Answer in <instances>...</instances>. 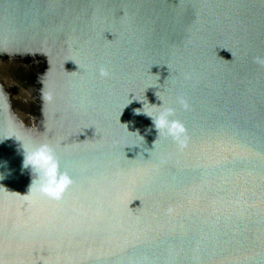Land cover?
<instances>
[{
  "label": "water",
  "instance_id": "95a60500",
  "mask_svg": "<svg viewBox=\"0 0 264 264\" xmlns=\"http://www.w3.org/2000/svg\"><path fill=\"white\" fill-rule=\"evenodd\" d=\"M258 56L264 0H0V264H264ZM161 101L183 148L135 114ZM10 136L54 147L62 199Z\"/></svg>",
  "mask_w": 264,
  "mask_h": 264
},
{
  "label": "clouds",
  "instance_id": "9594fccd",
  "mask_svg": "<svg viewBox=\"0 0 264 264\" xmlns=\"http://www.w3.org/2000/svg\"><path fill=\"white\" fill-rule=\"evenodd\" d=\"M256 63L264 65V57H256ZM99 75L101 77L109 76V72L105 68H100ZM177 103L183 110H187L189 105L182 98H177ZM150 105V104H149ZM154 106L155 111L145 112L140 109L135 110V114H145L152 121V126L157 133V138H171L180 148L186 146L187 134L183 123L175 119V108L165 106L161 101L159 106ZM143 108V107H142ZM141 108V109H142ZM152 129H146L150 132ZM15 139L18 142L17 151L22 154L21 172L27 170L30 176V184L27 194L39 193L52 200H60L67 188L72 184V178L67 172L60 170V162L56 156L54 147L47 142L33 143L31 141L21 142L14 136L6 139ZM5 139V140H6ZM4 141H0L3 143ZM7 161H0V181L12 174V170L8 168Z\"/></svg>",
  "mask_w": 264,
  "mask_h": 264
}]
</instances>
